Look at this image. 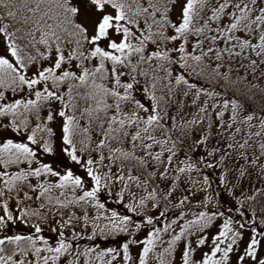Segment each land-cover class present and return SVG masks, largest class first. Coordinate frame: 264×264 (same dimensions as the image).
<instances>
[{
    "label": "snow or ice",
    "instance_id": "6c2138e0",
    "mask_svg": "<svg viewBox=\"0 0 264 264\" xmlns=\"http://www.w3.org/2000/svg\"><path fill=\"white\" fill-rule=\"evenodd\" d=\"M0 264H264V0H0Z\"/></svg>",
    "mask_w": 264,
    "mask_h": 264
},
{
    "label": "trees",
    "instance_id": "16d2710c",
    "mask_svg": "<svg viewBox=\"0 0 264 264\" xmlns=\"http://www.w3.org/2000/svg\"><path fill=\"white\" fill-rule=\"evenodd\" d=\"M89 241H87L86 239L85 240H82V241H79V243L83 244V243H88ZM100 241H97V243H99ZM116 243V240L115 239H109L107 242H105L104 246H108L109 244H112L114 245Z\"/></svg>",
    "mask_w": 264,
    "mask_h": 264
}]
</instances>
